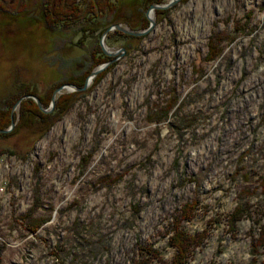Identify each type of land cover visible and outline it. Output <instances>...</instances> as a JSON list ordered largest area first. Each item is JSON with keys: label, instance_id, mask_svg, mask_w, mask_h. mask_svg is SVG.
<instances>
[{"label": "rangeland", "instance_id": "obj_1", "mask_svg": "<svg viewBox=\"0 0 264 264\" xmlns=\"http://www.w3.org/2000/svg\"><path fill=\"white\" fill-rule=\"evenodd\" d=\"M41 1L0 0V107L29 85L43 96L68 84L55 100L79 91L71 79L108 64L44 135L0 137V264H168L172 218L191 201L183 228L205 236L187 264H264V0H115L97 12L103 32H146L109 30L111 55L103 32L47 28ZM98 47L107 57L93 66Z\"/></svg>", "mask_w": 264, "mask_h": 264}, {"label": "trees", "instance_id": "obj_2", "mask_svg": "<svg viewBox=\"0 0 264 264\" xmlns=\"http://www.w3.org/2000/svg\"><path fill=\"white\" fill-rule=\"evenodd\" d=\"M84 2L78 3H68L66 0H42L41 1V16L39 19L43 21V24L51 29H68L74 25H80L78 32L82 35H86L88 31L95 32L96 30L101 34L105 27L99 26L96 20L97 12L105 14L107 11H113L116 8L115 0H88L87 9L84 11L81 7ZM0 8L3 9L4 6L0 4ZM97 10V11H96ZM158 12H163L162 10H157ZM82 13V15H81ZM38 18V16H37ZM38 21V19H37ZM40 21V22H42ZM112 25L109 24V26ZM122 34V33H121ZM125 39L129 40L132 36L122 34ZM211 40V39H210ZM83 37L79 39V44L82 45ZM96 60L95 63H101L106 60V55L103 54L101 49L96 48ZM219 52V47L216 43L209 41L208 48V59L216 57ZM91 69L86 70L82 75L71 79L70 82L77 87H82L86 75ZM105 69L100 71L93 80V84L98 83L104 75ZM54 87H51L47 93L43 96L39 95L34 86H26L18 89L15 93L8 97L7 101L3 103L0 107V129L7 128L11 121H15V116H11L10 110L15 101L23 95H35L39 98L41 106H48L49 100L51 98V93ZM84 90L74 91L71 93H61L55 100L54 106L51 111L43 112L37 104L31 99H23L19 104L18 110V122L14 125L11 131L7 133H0V137H8L14 134L18 129L22 127H27L32 130L33 134L37 133L38 136L44 135L48 129L59 120L71 107L77 97L83 96ZM174 106V101L169 103L160 114L152 119L154 122H161L166 120L170 109ZM89 157H83V165L88 161ZM36 197V196H34ZM37 198H33V206H37ZM197 201H191L184 203L178 214L174 215L172 218L170 235L168 239L169 245L174 248L175 253L170 259L168 264H187L191 252L194 248L198 247L203 240L205 233L199 234H188L183 228V223L189 221L197 209ZM245 214V207L243 204H236L232 212L228 217V225L231 230H234L237 223L242 219ZM49 217L37 218L31 222L29 227L30 232H35L43 223L49 221ZM255 248H264V225L259 227V232L254 244ZM138 264H149L148 260L141 259ZM214 264V263H210Z\"/></svg>", "mask_w": 264, "mask_h": 264}, {"label": "water", "instance_id": "obj_3", "mask_svg": "<svg viewBox=\"0 0 264 264\" xmlns=\"http://www.w3.org/2000/svg\"><path fill=\"white\" fill-rule=\"evenodd\" d=\"M177 0H169L166 4H163V5H151L150 9H158V8H167V7H170L171 5H173ZM151 12V10L149 11ZM150 21L151 23L153 24V21L152 19L150 18ZM112 29H117L125 34H129V35H135V36H139V35H142L144 34L146 31H132V30H129L127 28H123L121 27L119 24H114V25H111L109 28H107L103 33H102V37H101V48L103 50V52L106 54V55H111L113 54V52L111 51H107L106 48L103 46V43H102V40H103V37H105L106 33L109 31V30H112ZM108 64V62L102 64L101 66L97 67L95 70H93L89 76L85 79V82L83 84L82 87H74L75 90H84L87 85H88V82L89 80L95 76L99 71H101L106 65ZM70 86H68V84H64V85H61L59 87H57L54 91H53V94H52V97H51V103L53 104L54 100H55V95L57 93H59L63 88H68ZM72 88V87H71ZM25 98H32L35 100L36 104L41 107V104H40V101L37 97L33 96V95H24V96H21L17 101L16 103L14 104L12 110ZM43 111H45L43 109ZM12 112L11 111V115H12ZM14 125V122L13 120L11 121L10 123V127L8 129H0V133H3V132H7L9 131V129Z\"/></svg>", "mask_w": 264, "mask_h": 264}, {"label": "bare ground", "instance_id": "obj_4", "mask_svg": "<svg viewBox=\"0 0 264 264\" xmlns=\"http://www.w3.org/2000/svg\"><path fill=\"white\" fill-rule=\"evenodd\" d=\"M151 16H152V14H151Z\"/></svg>", "mask_w": 264, "mask_h": 264}]
</instances>
